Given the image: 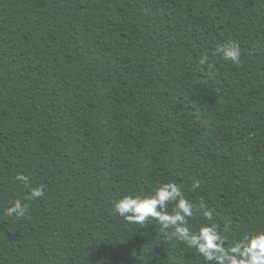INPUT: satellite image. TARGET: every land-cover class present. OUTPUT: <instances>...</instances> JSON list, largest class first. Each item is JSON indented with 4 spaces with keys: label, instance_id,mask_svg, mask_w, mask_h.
I'll use <instances>...</instances> for the list:
<instances>
[{
    "label": "trees",
    "instance_id": "1",
    "mask_svg": "<svg viewBox=\"0 0 264 264\" xmlns=\"http://www.w3.org/2000/svg\"><path fill=\"white\" fill-rule=\"evenodd\" d=\"M169 181L264 231V0H0V264H205L114 211Z\"/></svg>",
    "mask_w": 264,
    "mask_h": 264
},
{
    "label": "clouds",
    "instance_id": "2",
    "mask_svg": "<svg viewBox=\"0 0 264 264\" xmlns=\"http://www.w3.org/2000/svg\"><path fill=\"white\" fill-rule=\"evenodd\" d=\"M217 54L225 62L241 63V49L236 42L218 46ZM16 180L27 184L28 176L18 173ZM199 188L200 182L194 181L192 189ZM30 195L39 199L44 195V187L32 188ZM113 208L115 213L131 223L145 225L155 220L160 228L169 231L171 237L196 249L205 264H264V231L245 234L228 244L227 235L213 221L210 210L203 211L206 223L199 228L191 227L189 218L194 215V205L176 182L161 183L147 195H124L114 201ZM26 212L24 203L16 199L6 209L5 215L22 218Z\"/></svg>",
    "mask_w": 264,
    "mask_h": 264
}]
</instances>
